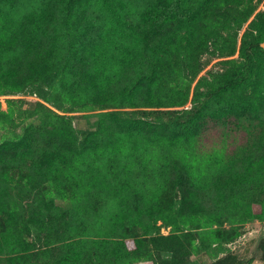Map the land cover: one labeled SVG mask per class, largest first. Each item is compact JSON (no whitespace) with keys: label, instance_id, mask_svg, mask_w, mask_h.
<instances>
[{"label":"rangeland","instance_id":"obj_1","mask_svg":"<svg viewBox=\"0 0 264 264\" xmlns=\"http://www.w3.org/2000/svg\"><path fill=\"white\" fill-rule=\"evenodd\" d=\"M154 1L0 0V264H264V0L112 49Z\"/></svg>","mask_w":264,"mask_h":264},{"label":"trees","instance_id":"obj_2","mask_svg":"<svg viewBox=\"0 0 264 264\" xmlns=\"http://www.w3.org/2000/svg\"><path fill=\"white\" fill-rule=\"evenodd\" d=\"M4 2L5 0H1ZM74 0H68L70 4ZM107 1V0H105ZM193 0H159L157 2H152L149 4L141 13L137 14L134 10L127 8L126 5L121 4L120 7L116 6V13L112 16V30L109 31L110 47L115 51L122 48H130L135 41L139 40L144 36H151L153 33H159L161 29H164V25L167 23L176 22L179 20H185L188 23H191L200 10L196 9L197 7L190 9L187 8L191 6ZM100 2V0H99ZM244 2H247L245 0ZM205 6H211L212 0H205ZM4 6L0 5V8ZM245 8L241 10L242 15H248L252 8ZM51 4L47 3L42 6L43 15L48 13L51 10ZM71 8V7H69ZM210 8V7H208ZM112 10V9H111ZM205 10V9H204ZM36 17V16H35ZM34 17V19H35ZM33 19V20H34ZM87 29V27H85ZM143 34L141 35V31ZM102 35V34H101ZM80 47V46H79ZM259 47L258 40H251L249 43L242 49L241 56L243 57V62L239 71L236 72L234 76L230 77V80L225 81L222 85H219L215 93L222 92L227 86H230L232 83H240L251 80H258L261 76L258 75L260 69V63L252 58V52H256ZM123 51V50H122ZM124 53V52H123ZM264 53V50H263ZM256 73V74H255ZM193 105H196V100H193ZM184 111L190 112L191 109H178L173 110L172 112L183 113ZM35 148L29 146L26 149V152L32 153ZM18 151L15 152V155Z\"/></svg>","mask_w":264,"mask_h":264},{"label":"water","instance_id":"obj_3","mask_svg":"<svg viewBox=\"0 0 264 264\" xmlns=\"http://www.w3.org/2000/svg\"><path fill=\"white\" fill-rule=\"evenodd\" d=\"M261 45L264 47V41L261 42Z\"/></svg>","mask_w":264,"mask_h":264}]
</instances>
